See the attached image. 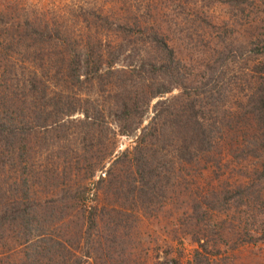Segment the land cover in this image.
<instances>
[{
  "label": "rangeland",
  "instance_id": "1",
  "mask_svg": "<svg viewBox=\"0 0 264 264\" xmlns=\"http://www.w3.org/2000/svg\"><path fill=\"white\" fill-rule=\"evenodd\" d=\"M90 8L105 21H86L92 14L82 12ZM19 13L35 26L49 24L71 32L68 39L74 50L88 44L76 51L83 61L95 44L100 51L124 46L115 71L156 54L151 43H143L153 32L174 48L186 80L203 83L213 73L217 77L221 63L228 67L214 91V101L221 106L218 114L205 101L202 108L205 123L216 119L211 140L217 152H205L188 163L167 148L171 144L161 146L154 137L145 142L161 159V178L153 177L147 188L148 207L137 201L135 185L129 194L123 182L114 183L115 194L110 184L97 181L110 168L111 175L131 180L126 177L132 171L129 164L118 161V156L127 148L133 150L139 130L157 115L158 101L167 99L173 111L179 110V88L149 101L153 92L149 83L143 90L125 84L132 77L130 70L106 76L101 85L94 77L72 85L66 94L74 101H93L105 117L104 126L91 133L98 140L86 147L84 128L76 124L83 117L81 111L49 121L47 128L36 125L38 116L30 110L17 123L0 114V124L28 130L19 139L0 144V264H74L77 256L80 264H264V127L251 112L245 114L242 105L247 98L241 90L252 66L264 63V0H0V21ZM129 26V36L137 43L130 47L122 29ZM61 43L56 53L66 59ZM9 53L15 56L13 50ZM5 57L0 56V98L7 96L5 88L23 96L29 90L25 82L37 73V83L42 89L41 83H46L48 97L34 105L44 106L43 116L56 115L53 102L58 97L53 96L62 91L61 65L60 74L48 64L41 74L39 57L12 58L19 83L7 86ZM106 60L100 69L104 74ZM87 72L83 66L82 80L90 78ZM126 98L139 104L138 111L145 106L141 126L138 112H133L129 134L122 133ZM9 99L0 101L7 105ZM113 208L130 216L111 219ZM94 209L91 220L97 224L86 245ZM24 210L29 214L19 215ZM80 239L81 247L75 249Z\"/></svg>",
  "mask_w": 264,
  "mask_h": 264
},
{
  "label": "trees",
  "instance_id": "2",
  "mask_svg": "<svg viewBox=\"0 0 264 264\" xmlns=\"http://www.w3.org/2000/svg\"><path fill=\"white\" fill-rule=\"evenodd\" d=\"M85 13L86 12H82V15L86 16L87 14H92L86 19L88 22L95 21L94 23H98L97 19H101L102 22L105 21L103 15L92 8H90L86 14ZM122 29L125 32L123 36L126 37V39L129 37L127 42L128 47H130L131 44L133 46L137 44L136 40L132 39L133 36H129L132 32L131 27H123ZM70 33L71 32L62 31V28H59V26H50L49 24L35 26L28 17H25L24 13H19L14 17H7L5 15V17L1 19L0 46L2 49L0 50V56L4 57L5 55V58L8 59L7 70L3 78L7 86H14L19 83V78L16 75L18 69L15 62L12 61V58H18L19 56L29 57L35 55L36 58L39 57L41 60L39 64L41 74L47 72V64L56 69V74H60V69L57 67L61 65L63 80L59 82L62 91L56 92L53 96L55 98L58 97V100L56 99L57 103L53 102L54 108L58 107L55 110L58 112L56 115L50 112L48 115L43 116L45 112L44 106L37 109L34 105L36 101L40 99L45 100L48 97V87L46 83L45 85L41 83L44 86L42 89L40 83H37V81H39L37 80L39 75L37 76V73L34 72V74H32L35 77L28 78L25 82V85L29 86L24 88L29 90L23 91V96L22 94L18 95L19 93L5 88V93L7 95L5 97H9L10 99L7 100V105L3 104V101H0V114L7 115V120L16 121L17 123L19 122V118L23 119L22 117L25 114V110H30V113L38 116L37 121H35L36 125L41 127L45 126L47 128L49 121H57L64 114L70 116L75 112L81 111L83 117L78 119L76 124L84 128L85 135L83 133L82 140L83 146L86 147V144L93 140H98V137L95 138L91 133H97V131H99L97 128L104 126L105 117L102 113V109L97 104L93 103V101L88 99H84V101H82V99H77V101H74L73 96L66 94L67 89H71L72 85H82L87 81H91L92 77L98 78V83L101 85L106 76H112L115 72H128L127 70H130L132 77L125 80V84L127 87H141L140 89L143 90L147 86L146 83H149L150 89L153 90L149 95V101L155 97H162L164 94L170 93L174 88H179L181 92L180 95L176 97L177 100L181 101L179 110L176 112L173 111L170 105L171 101H167V99L158 101L156 106L157 115L139 130L141 133L133 146V150L131 151L127 148L118 156V161L122 160L129 164L128 168L132 171L127 173L126 177H131V180L125 182L126 179L123 180V178L116 174H114V176L111 175L112 168H110L105 172L106 177H100L97 181L98 185H101L103 182L110 184V190L115 189L114 183L123 182L124 186L120 184L121 190L122 186L124 189L128 187L129 191L127 193L129 194L134 191L133 185H135L136 192L138 193L136 198H139L137 201H140L139 203L148 207L149 203H151L149 201L151 197L148 196L149 190L147 188L153 177H157V179L161 178L159 171L161 159L152 153V150L147 147L145 142L150 141V139L154 137L161 146L171 144L173 148L168 145L167 148L174 150L177 157L179 156L182 158V161L188 163L205 152H217L215 144L211 140L212 126L217 123L216 119L213 124L205 123L206 118L202 108L203 106L206 107L204 105L206 102L209 108L213 107L212 111L215 114H218V110L221 109L219 102L217 103L214 101V91L216 86L220 83L219 79L224 74L225 66L228 67V64L224 62L221 63L220 75H218V73L217 77L214 78L213 73L212 76L205 79L203 83H198L189 79L186 80V76L183 77L181 71L178 69L180 63L176 61L174 48L169 45L164 36L153 32L143 43H151L156 54L154 56L141 57L137 65H132L126 68V70L115 71L113 68L115 67V63H117L116 60L119 59L120 54L125 53L122 48L124 46L118 45L117 47L113 46V48L108 47V51L106 49L100 51L97 50V44H95L88 53L89 58L83 61L80 52L77 53L76 51H83L84 46L88 47V44L85 45L81 43L82 45L74 50L68 39ZM60 42H62L61 45L66 48V59L60 57L59 54L56 53ZM12 50L15 56L9 53V51L11 52ZM107 58H109V60H106ZM105 60L109 67L104 74L100 72V69ZM83 66L88 69L87 73L90 78L87 80L81 79L80 71ZM149 78H151V81H149ZM244 82L245 84H243L241 90L247 98L245 101L246 104L242 105V107L246 109L245 114L251 112L250 114L262 127H264V63L263 65L256 64L252 66V74L245 79ZM8 91L12 92L10 96H8ZM5 97L2 96L0 99ZM28 102H31V105H26L27 107L25 108L24 104ZM138 106L139 104L137 105L128 101V98L124 99L123 113L121 116L123 134L130 133L129 129L132 126L130 118L135 111L138 112L137 123L141 126L145 114V106L143 104V107L139 111ZM34 124L32 125L33 128H35ZM24 129L25 128L20 129L17 124L13 126L12 123L11 125L8 123H1L0 144L4 143V145H6L12 140L19 139L23 132L28 134V130ZM63 129L64 128H61L59 131ZM109 130H111L110 125ZM100 137L102 138V135ZM104 138H106V135L103 134V140ZM92 173L93 176L95 171ZM114 191L116 194L117 191ZM109 211L114 213L111 219H114V215L119 217L120 214L123 216L122 220L130 216L126 214L124 210L118 208H113ZM28 212L29 211L24 210L19 215H27ZM93 212H95V209L90 212V226L87 230L88 241H86V245L90 243L89 239L92 230H95V225L97 224L95 219L91 220V214H93ZM15 219L18 218L15 217ZM114 239L117 240L116 238ZM81 243L80 239L75 249L80 248ZM85 252L90 256L91 253L89 250ZM80 262L81 259L77 256L74 264H80Z\"/></svg>",
  "mask_w": 264,
  "mask_h": 264
}]
</instances>
